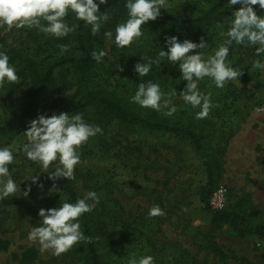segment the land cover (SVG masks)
I'll return each instance as SVG.
<instances>
[{
    "label": "rangeland",
    "instance_id": "374dc122",
    "mask_svg": "<svg viewBox=\"0 0 264 264\" xmlns=\"http://www.w3.org/2000/svg\"><path fill=\"white\" fill-rule=\"evenodd\" d=\"M208 1L168 0L167 10L195 15ZM24 30L5 32L0 28V40L8 46H19ZM148 38L144 35L137 41L135 50L141 57L153 46L145 41ZM114 45L111 40L95 43L97 51L107 52L102 62L88 69L67 67L58 73L60 83L69 89L67 95L77 100L88 91L113 90L131 100L137 90L135 84L151 80L162 84L165 93L176 92L171 103L177 111L169 117L182 112L193 118L200 110L183 101L181 92L187 81L181 79L182 74L168 76L166 82H161L149 76L139 77L132 65L112 67ZM215 50L204 52L211 55ZM259 59L264 60V56ZM229 61L239 69L237 57ZM249 72L223 89L207 81L199 82V88L205 94L211 92L212 101L220 105L212 109L208 118L221 155L218 185L228 190L230 208L244 202L254 223L264 219V113L257 116L254 112L255 108H264V71L252 67ZM251 78L259 83L254 84ZM26 88L21 81L0 89V147L27 142L25 129L15 134L18 108ZM44 104V113L57 114L60 110L59 102ZM86 118L87 123L100 126L103 134H97L80 149L76 179L61 180L75 184L82 198L88 191L99 194L100 202L92 213L97 225L106 231L99 245L106 264H127L132 254L152 255L155 264H264V238L242 240L228 226L210 234L211 216L201 197L207 174L201 156L188 139L142 127L102 124L94 112ZM9 167L21 192L28 187L31 191L28 197L17 192L0 201V264H87L80 244L55 256L51 251L41 252L39 243L28 239L31 229L42 223L38 215L41 208L59 207L60 202L67 201L65 197L53 201L50 189L54 181L22 151ZM55 167L52 165L48 172ZM32 176H39V181L32 183ZM154 205H159L165 214L149 218L148 210Z\"/></svg>",
    "mask_w": 264,
    "mask_h": 264
},
{
    "label": "clouds",
    "instance_id": "9594fccd",
    "mask_svg": "<svg viewBox=\"0 0 264 264\" xmlns=\"http://www.w3.org/2000/svg\"><path fill=\"white\" fill-rule=\"evenodd\" d=\"M107 3L108 0H99V3L95 0H0V28L5 32L35 28L45 35L63 39L77 31L75 23L70 25L67 22L72 14L75 20L90 26L92 36H97L102 26L111 19L107 11H100V5ZM228 3L231 8L235 5L240 7L232 11L227 31L221 33L226 39L213 54L206 55L203 51L208 47L203 37L196 43L189 39L181 42L177 36H166L167 51L161 49L155 59L140 57L144 62L134 65V71L139 77H146L153 64L160 65L165 57L167 62L178 64L181 79L187 81L186 88L181 92L182 99L192 108L200 109L195 113L197 120L208 119L212 109L220 107L212 101L211 92L205 94L200 90V81L208 78L217 89H223L229 83L239 81L243 75V69L234 68L228 59L233 43L253 47L257 57L264 56V16L254 8L258 6L264 10V0H228ZM167 7L168 0H126L127 19L115 27V46L123 49L139 41L144 36L143 25L156 21L161 16V9L167 10ZM217 26L221 27L219 24ZM103 35L107 40H113L112 31H105ZM58 47L63 54L69 50L70 45L60 44ZM90 55L100 63L107 52L93 50ZM252 67L264 71V60H253ZM123 70L120 68V71ZM20 83L21 77L15 65L10 62L9 55L0 51V89L7 84ZM175 94V90L165 93L159 83L148 80L138 84L131 102L156 112L167 109L163 115L172 116L177 111L171 103ZM254 112L259 116L264 113V108H255ZM97 134L102 135L103 129L87 123L82 113L69 115L60 112L51 116L39 114L38 118L29 122L23 134L26 143L18 145L13 142L0 147V201L21 192L20 184L12 178L9 167L16 163V154L22 151L30 161L40 164L44 172L48 173V178L54 181L50 189L54 192L57 190L55 181L61 178L69 181L76 179V168L81 163L80 149ZM54 164L55 170L48 172ZM29 180L37 183L39 176H32ZM38 186L43 189L42 184ZM30 191L31 187H28L21 193L28 197ZM99 202V194L88 191L75 203L60 202L59 207L41 208L38 215L42 223L31 229L28 239L38 242L41 252L51 251L55 256L66 254L78 244L94 242L98 237L85 236L80 218L92 212ZM164 214L159 205H154L149 208L147 216L153 218ZM127 264H155V258L152 255L132 254Z\"/></svg>",
    "mask_w": 264,
    "mask_h": 264
},
{
    "label": "trees",
    "instance_id": "16d2710c",
    "mask_svg": "<svg viewBox=\"0 0 264 264\" xmlns=\"http://www.w3.org/2000/svg\"><path fill=\"white\" fill-rule=\"evenodd\" d=\"M95 2L99 3V0ZM125 3L126 0H108L107 4L100 5V11L102 13L107 11L111 19L102 26L97 36L91 35L90 26L75 20L70 14L67 22L70 25L75 23L77 31L66 38L56 39L33 28L24 30L23 40L19 46H8L4 40H0L2 43L0 51L9 55L10 62L15 65L21 81L27 86L19 104L15 134L24 132V129L27 130L29 122L38 118L39 114L46 116L54 114L44 113V102L54 101L60 103L57 115L60 112H67L69 115L79 112L83 114L85 121H88L86 116L94 112L99 116L97 121L102 124L115 123L119 126L142 127L151 131L184 136L195 146L207 174V185L202 189L201 197L203 202H207L204 205L211 216L210 234H216L228 226L242 240L252 237L264 238V219L251 222L243 201L238 202L234 207L227 206L225 210L218 212L211 210L209 206L211 195L220 186L218 182L222 168L220 150L215 146V134L211 132L210 119L197 120L195 115L193 118H187L182 112L173 117L165 116L163 111L156 112L142 108L131 102L127 96L113 90L88 91L77 100L67 95L69 89L66 84L60 83L58 73L67 67L88 69L96 64L90 55L93 50L97 51L95 43L107 40L103 35L105 31L113 32L111 41H114L116 25L127 19ZM239 7L240 5H235L231 8L228 0H210L195 15L161 9V16L156 21H149L143 25L144 35L146 38L149 37L145 41L153 45L145 56L155 59L161 49L167 51L166 36H177L181 42L189 39L196 43H199L200 38L203 37L208 43V47L203 51L217 49L218 45L226 39L221 33L227 31V22L231 19L232 11ZM254 8L258 14L264 16V10L258 6ZM218 24L221 27H218ZM137 43L123 49L114 45L111 66L127 68L132 65L134 69L136 63L144 62L140 60L141 56L135 50ZM60 44H69V50L61 54L58 47ZM232 57L239 59L236 67L243 69L242 76L247 77L251 73L249 70L252 68V61L259 59L260 56L255 55L253 47L233 43L229 59ZM176 74H181L178 64L173 65L167 62L165 57L160 65L153 64L148 76L154 81L159 79L161 82H166L168 76ZM203 81L212 82L208 78L200 82ZM250 81H254V84L259 83V80L253 78ZM135 85L138 87V84ZM55 184L58 190L57 193L53 192V201L57 202L59 198L65 197L67 202L75 203L76 200L82 198L75 184L64 182L61 179L55 181ZM80 223L85 236L98 237L92 243L80 244L83 246L82 257L87 264H106L99 251L101 239L106 235V231L97 225L92 212L84 214L80 218ZM216 250L221 251L219 248ZM73 255L76 254L73 253Z\"/></svg>",
    "mask_w": 264,
    "mask_h": 264
},
{
    "label": "built area",
    "instance_id": "2783aa9c",
    "mask_svg": "<svg viewBox=\"0 0 264 264\" xmlns=\"http://www.w3.org/2000/svg\"><path fill=\"white\" fill-rule=\"evenodd\" d=\"M229 194L228 190L220 185L211 195L209 206L211 210L218 212L223 211L228 206Z\"/></svg>",
    "mask_w": 264,
    "mask_h": 264
}]
</instances>
